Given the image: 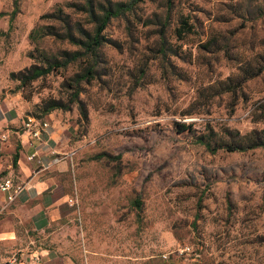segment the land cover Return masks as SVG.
<instances>
[{
	"label": "rangeland",
	"instance_id": "374dc122",
	"mask_svg": "<svg viewBox=\"0 0 264 264\" xmlns=\"http://www.w3.org/2000/svg\"><path fill=\"white\" fill-rule=\"evenodd\" d=\"M115 1L91 3L99 11ZM84 2L19 0L9 27L12 0H0L3 93L26 121L46 120L67 137L75 256L264 264V147L211 152L192 137L206 123L219 135L264 128V69L252 74L264 62V0H170L162 45L166 0H140L107 21L95 53L68 60L92 32ZM56 7L63 19L49 14ZM179 15L190 30L176 36ZM32 63L52 67L24 83L11 76ZM226 83L234 90L219 91ZM52 100L64 105L42 113ZM186 243L191 252L174 251Z\"/></svg>",
	"mask_w": 264,
	"mask_h": 264
},
{
	"label": "crops",
	"instance_id": "0c3cea01",
	"mask_svg": "<svg viewBox=\"0 0 264 264\" xmlns=\"http://www.w3.org/2000/svg\"><path fill=\"white\" fill-rule=\"evenodd\" d=\"M4 86L0 78V129L7 133L0 138V179L9 175L25 186L10 202L0 191V264H11L13 253L26 264H81L69 237L75 207L64 180L68 161L54 159L68 149L66 134L49 124L41 137L32 135ZM33 250L42 253L37 262L29 260Z\"/></svg>",
	"mask_w": 264,
	"mask_h": 264
},
{
	"label": "trees",
	"instance_id": "16d2710c",
	"mask_svg": "<svg viewBox=\"0 0 264 264\" xmlns=\"http://www.w3.org/2000/svg\"><path fill=\"white\" fill-rule=\"evenodd\" d=\"M84 5L82 6L83 9L87 11V13L90 15V18L93 22L92 26V32L88 35H86L85 38L83 39H77L79 46L81 50L75 49L73 51L68 52V60L74 59L78 57L81 54L84 53H95L97 47L100 45L102 40H105L101 31L104 28L105 24L107 21L114 16H117L119 14H122L125 10L131 9V7L138 1L140 0H118L115 1L112 5L108 6H103L99 11H96L91 3V0H84ZM170 7V0H166L165 2V13H164V21H162L161 26L158 29V38L159 42L162 45L164 36V25H165V19L168 14V9ZM19 11V0H12V9L9 12V27L11 26V21L13 20L15 14ZM51 16L58 18V19H63V10L61 7H56L53 9L50 13ZM37 30V27H33L30 29L28 32V36L32 37L34 36V32ZM190 30V24L187 22L186 19L183 18V16L179 15L178 16V24L174 28V34L176 36H181L185 31ZM69 36L72 39L73 36L69 32ZM52 67V63H49L48 66L43 67L39 66L37 64H30L29 66L24 67V69L19 70L17 73L14 71H11L10 74L12 77H16L20 80L21 83H24L26 81H31L38 76L46 73L47 71L50 70ZM92 68V65H89L85 69L84 72L80 73V77H76V80H79V78H83L86 76V73ZM264 69V62L259 65L252 74H256L260 72L261 70ZM234 85H231L230 83H226L223 85L218 86L219 91L223 90H234ZM77 90L74 92L73 98H76ZM78 102V100H77ZM64 103H62L60 100H52V101H46V103L42 106L41 112L42 113H47L51 109L55 107H61L63 106ZM79 112L83 117L86 118V111L84 108H80ZM175 125H179V128L186 129L189 125L190 122H178L174 121ZM221 134L225 135H219L217 134V130L214 129L211 125L206 123L204 125V129L202 131H199L197 133H193L192 137L193 140L196 142L201 143L207 150L213 152L217 148H223L228 151L232 150H246L249 148H253L255 146H262L264 147V128L260 129H251L248 133L244 135H239L237 132L233 133L231 129L227 127H223L221 130ZM17 153L14 154L13 157V164H15ZM134 203L136 205H139V200L137 198H134Z\"/></svg>",
	"mask_w": 264,
	"mask_h": 264
},
{
	"label": "built area",
	"instance_id": "2783aa9c",
	"mask_svg": "<svg viewBox=\"0 0 264 264\" xmlns=\"http://www.w3.org/2000/svg\"><path fill=\"white\" fill-rule=\"evenodd\" d=\"M27 127V129L30 131V133L34 136L41 137L42 131L46 130L49 123L46 120H39L38 118L31 116L29 117L28 121H25L24 123ZM0 138L6 139L7 133L2 131L0 129ZM36 154V150H34L30 155H28V158H32ZM66 156V153H60L59 155L54 157L55 160L62 159ZM25 184L22 182H15L9 175H4L0 179V191L5 193L6 195V201L10 202L14 198H16L21 191L24 189ZM70 200L73 199L71 198ZM174 251L177 254H183L188 253L192 251V247L189 244H182L177 246ZM167 253L163 252L161 253V256L165 258ZM42 253L40 251L33 250L30 252V258L29 260L31 262H37L41 259ZM9 262L11 264H26L25 261L21 258V256L18 253H13L10 258Z\"/></svg>",
	"mask_w": 264,
	"mask_h": 264
}]
</instances>
